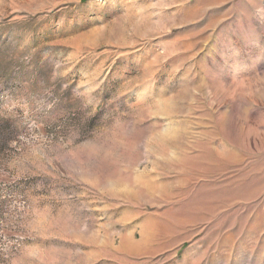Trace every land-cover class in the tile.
<instances>
[{"label":"rangeland","instance_id":"374dc122","mask_svg":"<svg viewBox=\"0 0 264 264\" xmlns=\"http://www.w3.org/2000/svg\"><path fill=\"white\" fill-rule=\"evenodd\" d=\"M0 264H264V0H0Z\"/></svg>","mask_w":264,"mask_h":264}]
</instances>
